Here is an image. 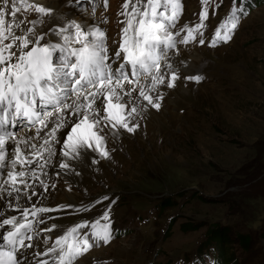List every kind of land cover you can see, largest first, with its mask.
Masks as SVG:
<instances>
[{
  "label": "rangeland",
  "instance_id": "1",
  "mask_svg": "<svg viewBox=\"0 0 264 264\" xmlns=\"http://www.w3.org/2000/svg\"><path fill=\"white\" fill-rule=\"evenodd\" d=\"M58 1L44 0L41 6L52 11L37 14V0H14L17 12L14 16L10 11L4 14L5 28L10 26L14 36L26 37L32 36L31 28L36 34L43 33L46 41L50 29L59 30L63 25L47 30L51 17L63 15L58 12ZM62 1L68 2V9L83 12L79 21L85 30L95 25L106 32L109 49L118 48L121 21L126 19L122 13L130 12L133 4L143 9L146 3L127 0L125 9V0ZM12 3L8 0L5 5L0 0V7L10 8ZM181 4L178 24H202L198 31L206 43L180 45V58H173L174 66L180 68V83L165 90L161 112H147L144 120L135 116L140 125L136 137L111 138L106 163L100 159L92 165L91 156L86 155V166L68 184L53 167L64 158L62 144L52 143L55 151L51 156L42 149L41 160L50 159L49 166L35 184L38 189L32 187L35 195L29 196L42 204L35 208L48 211L37 213L33 239L25 241L21 254L34 248L40 238L51 246L55 236L46 234L49 222L59 226L56 235L63 234L59 229L67 230L82 221L88 226L81 233H91L93 222L97 229L102 228L103 213L108 212L113 226L110 243L92 247L74 264H93L94 260L98 264H219L209 241L211 231L217 229L227 232L224 247L231 264H264V2L242 0L237 11L242 8L243 15L232 38L215 46H210L208 37L228 20L233 0H181ZM201 11L208 12L203 22ZM64 15L72 21L70 14ZM52 40L58 41L54 35ZM191 74L204 78L199 83L183 79ZM37 109L45 111L39 104ZM49 110L48 127L42 128L37 141L52 128L53 118L61 115ZM17 119L21 122L5 126L6 132L12 127L10 135L31 128L23 118ZM66 131L58 133L61 136ZM64 184L77 198L74 205L58 203ZM45 186L50 188L49 195H40L39 188L47 189ZM26 190L20 193L27 195ZM113 200L115 203H110ZM240 236L249 237L248 247L240 242Z\"/></svg>",
  "mask_w": 264,
  "mask_h": 264
},
{
  "label": "snow or ice",
  "instance_id": "2",
  "mask_svg": "<svg viewBox=\"0 0 264 264\" xmlns=\"http://www.w3.org/2000/svg\"><path fill=\"white\" fill-rule=\"evenodd\" d=\"M2 2L8 4V0ZM41 2L37 0L35 12L50 13L52 9L41 6ZM241 3L242 0H233L228 20L215 27L213 34L209 35L210 46L226 43L232 38L243 15L242 8L237 11V5ZM128 6L125 0L124 8ZM181 8V0H146L143 9L133 4L130 12L122 13L126 19L121 21L123 27L118 48L109 49L105 31L100 27H87L85 30L86 26L75 19L59 30L50 29L46 41L43 33L36 34L31 28L28 29L31 37L17 38L10 26L5 28L4 19V14L9 11L13 16L17 12L14 0L10 8L0 7V162L5 160L6 141L10 139L5 127L9 118L15 121L20 117L30 126L39 125L35 129L36 136H39L42 128L48 127L46 117L51 114L49 109L63 113L58 116L57 124L45 133L40 148L27 144L34 149L32 152L22 154L20 143L23 142L18 143L15 137L11 138L14 147L7 151L12 153L13 158L5 179L8 196L18 199L20 186L28 187L29 173L35 174V168L29 169L28 166L41 155V149L47 150L51 156L52 143H59L62 139L60 152L63 157L79 160L82 155H89L90 163L96 165L100 159L110 157L106 143L109 134L117 138L125 132L133 133L140 127L135 116L161 108L165 90L173 89L182 78L180 68L174 66L169 52L178 55L181 44L206 43L203 33L198 31L202 24H178ZM207 16V11H201L200 21L203 22ZM53 35L59 40L53 42ZM5 39L12 43L4 44ZM116 43L113 41V44ZM180 64L184 62L180 61ZM203 78L200 74L183 76L185 81L195 83ZM133 92L138 95H133ZM122 93L129 97L130 108L121 102ZM71 97L76 99L71 100ZM37 104L45 107L43 113L37 109ZM60 129L70 130L58 139L56 133ZM17 164L20 165L19 170H16ZM37 166L44 167L38 162ZM4 167L0 163V176ZM60 167L68 169L70 166L62 160ZM32 194L35 195V192ZM103 198L108 199L106 195ZM14 207L19 208L20 205ZM47 211L43 207H24L19 219L16 215H9L0 220V229L8 226L2 232L0 264H27V260L22 262L20 256L21 249L26 246L25 241L33 239L31 233L34 226L29 216L35 218L38 212ZM103 220L100 229L93 222L91 233L80 231L87 228V221L67 230L59 229L63 234L55 235L54 242L47 248L51 254L48 264H74L82 253L92 247L109 244L113 226L108 212L103 213ZM39 222L43 223L42 220ZM58 228L53 222L47 231ZM93 264L98 262L94 260Z\"/></svg>",
  "mask_w": 264,
  "mask_h": 264
},
{
  "label": "bare ground",
  "instance_id": "3",
  "mask_svg": "<svg viewBox=\"0 0 264 264\" xmlns=\"http://www.w3.org/2000/svg\"><path fill=\"white\" fill-rule=\"evenodd\" d=\"M43 1L44 0H42V2ZM67 3H68L67 1L65 2V1H62V0H59L56 3L57 6H58V8L60 9V11H58V12L62 13L63 15H61V18H60V15H58L57 17H51V19H49V23H47V24H49L48 28H47V25L44 24L42 26L43 29H46L47 28V30H48L50 28V26L53 27V26L62 25V24H63L62 26H64L67 22H70V20H68L67 17L64 14H70L71 20L75 19L76 22L80 23L79 19H80V17H81V15H82L83 12L81 10H78V9H75V10L68 9L66 7ZM69 11H71V13ZM82 23H83V21H82ZM89 23H94V20H90ZM16 29H19V27H16ZM20 35L21 34L17 35L16 37L19 38L18 36H20ZM21 36H23V35H21ZM56 39L59 40L58 37H56ZM7 41L8 40L3 41V43L4 44L12 43L11 40H9V42H7ZM176 57H177V60L180 58L179 55L178 56H174L173 55L172 57H169L171 59V61H172L173 64H174V62H176V60L173 59V58H176ZM193 58H194V56H193ZM141 82L143 83V80ZM178 83H180V82L178 81L177 84ZM132 87L134 88V85ZM127 90L128 89L126 88V91ZM133 95H138V93L133 92ZM75 99L76 98L73 97L71 100H75ZM128 101H129V97L127 95L124 96V94L122 93L121 94V102L122 103H125L126 108H130L131 107V104L128 103ZM136 103H139V102L137 101ZM162 103L164 104V99L161 101V104ZM157 111L161 112V108L159 110L151 109L148 112H151V113L155 114V113H157ZM60 114L63 115V113H60ZM145 115H146V113H144L143 115H138V117L141 118L142 120H144L145 119ZM147 116H148V114H147ZM155 118H156V116H152L151 117V120H154ZM9 120H10V118H9ZM53 120H54L53 122L57 124L58 118L57 119H54L53 118ZM19 121L20 120H18L16 118L15 121H10L8 124L9 125H13L14 123L18 124ZM12 122H14V123H12ZM46 123H47V121H46ZM53 124H52V122H50L51 127L54 126ZM145 125H146V122H145ZM36 127H39V125H37V126L36 125L31 126L32 129L27 127V129H25L26 131L24 133H22L21 135L20 134L19 135H16V136L9 134L10 131H12V129H11L12 127H10V131H9V128H7V132H8V135H10L9 136L10 139L8 141H6L5 160L2 161V162H0V163H3L5 165V167H4V169H5V172L4 173L5 174L0 179V186H4L3 188H0V220H2L3 218H7V216H9V215H16L18 217V219H19L20 216H21V211H22V209L24 207H27L29 209H32L33 207L42 206V204L40 203V201H37L36 199L31 198L29 195L32 196V193L35 192L34 191L35 189H33L32 187L35 186L36 183H40V179L42 177L41 176V173L44 172L45 167L49 166L50 159H46L45 158V159H42L41 160V157L42 156L40 155V156L36 157V159L33 161V163L31 165L28 166L29 169L35 168V174L32 175L31 173H29L28 183H32V185L29 184L30 186H28L26 188L27 189L26 190L27 191V195H25V194L22 195L20 193L18 199L15 196H8L7 191H6L7 186L5 185L6 174H7V171L10 170V167H9L10 166V161L13 158L12 153L9 152V151H7L8 149H13V147H14L11 138L15 137L16 138V141L18 143L23 142V143H20V147H21L22 154H27L28 152H32V151H34V149L33 148H30V147H27V144H35L36 145V148H40V145L44 142V139H43L44 137L42 139H39V141H37L38 136H36V131H35ZM13 128H15V127L13 126ZM30 129H31L32 132H30ZM67 130H70V129H67ZM33 131H34V133H33ZM138 131H140L139 128L136 131H134L133 133H126L125 132V133H122L120 135L121 136L123 135L124 137H136L135 134ZM57 133H56V137L59 139L60 134L59 133L57 134ZM111 138H112V135L109 134L107 136V147L108 148L111 147L110 146L111 144H113V141L111 140ZM60 140H62V139H60ZM36 141H37V143H36ZM59 143H61L62 144V147H63V142L60 141ZM52 148H55V147H53V145H52ZM41 151H42V149H41ZM54 151L55 150H53V152ZM85 156L86 155H82L79 160H73V159H71V157L60 158V161H61V159H63V161L65 163H68L69 164L70 167L68 169H62L60 167V165L56 168L55 165L57 163L53 166V167H55L54 168L55 169V172L60 173V174L63 175L62 181H64V183H68L69 184V182L74 181L76 179L77 173L80 172V170L82 168H84V166H86L85 163L87 162L88 157L86 156V158H85ZM27 158L31 159V157H27ZM46 161H48V162L46 163ZM37 162L39 164H43L44 165V163H45V164H48V165H46V166L44 165L43 168H40V167L37 166ZM102 162L103 163H106V159H103ZM16 168H18L16 170H19L20 169V165L17 164L16 165ZM68 184H64L65 186L62 185L63 186L62 189H61L62 194L59 195V197H58V203H63V204H66V205H74L77 198L74 197L72 191L68 190V188H67L68 187ZM24 188H25V186L24 187H21V190L24 191ZM36 189H38V187H36ZM39 189L41 191L40 195H43V196L49 195V192H50L49 191L50 190L49 187H47V189H41V188H39ZM30 198L33 199V200H31ZM17 204L20 205L19 208H15L14 207ZM44 216H49V213L46 214V215H44ZM29 219L32 220L33 221V224H34V218L31 217V216H29ZM51 224L52 223L49 222L46 225L45 229H46V234L49 233L48 235L50 237H53L58 232V229L57 230H52L51 232L47 231V229H51ZM7 228H8V226H5L4 229H0V232H1V235H0V243H2V232L5 231V230H7ZM48 247H50V244L49 243L45 244V242H42V238H40L39 241H38V244L34 247L36 249L32 248V249L28 250L27 252H25V254L22 253L21 256H20V258L22 260H25L26 259L28 264H31L32 261H34V264H40L41 261H44L45 264H48V262L51 261V259H49V256L51 254H49L47 252V248ZM33 253H36V255L33 256Z\"/></svg>",
  "mask_w": 264,
  "mask_h": 264
},
{
  "label": "trees",
  "instance_id": "4",
  "mask_svg": "<svg viewBox=\"0 0 264 264\" xmlns=\"http://www.w3.org/2000/svg\"><path fill=\"white\" fill-rule=\"evenodd\" d=\"M256 1L257 4H261L264 2V0H254ZM253 2V1H252ZM249 4L251 3V1L248 2ZM253 4V3H252ZM167 201V200H166ZM166 203H169L168 201ZM161 204V203H160ZM165 204V202L163 204H161V206L163 207V205ZM227 232H223L222 230H213L210 233V244L214 245L213 249L214 251H217V254L215 256V259H217L219 264H231V257H226V251H225V247L224 244L225 242H227V236H226ZM240 242L243 243V245L245 247L249 246V237L248 236H240ZM228 244V242L226 243Z\"/></svg>",
  "mask_w": 264,
  "mask_h": 264
}]
</instances>
